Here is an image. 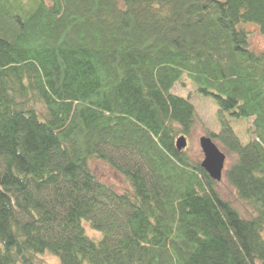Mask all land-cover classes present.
<instances>
[{"label":"trees","instance_id":"obj_1","mask_svg":"<svg viewBox=\"0 0 264 264\" xmlns=\"http://www.w3.org/2000/svg\"><path fill=\"white\" fill-rule=\"evenodd\" d=\"M249 24L264 36V0H0V264H264ZM194 95L232 199L176 148Z\"/></svg>","mask_w":264,"mask_h":264},{"label":"rangeland","instance_id":"obj_2","mask_svg":"<svg viewBox=\"0 0 264 264\" xmlns=\"http://www.w3.org/2000/svg\"><path fill=\"white\" fill-rule=\"evenodd\" d=\"M246 28L250 31V38H249V44L250 47L256 51L264 52V36L258 31V28L254 25H246ZM180 87H175L173 89V92L176 94H180L182 96H186L187 93H182V91L179 90ZM193 102L196 105V109L199 115V120L194 125L193 130L191 131V134L186 137L187 139V146L189 153L192 156H195L196 158H200L202 160V152L199 146V139L202 136H205L207 134V130H213L216 128L215 124V111H216V105L214 102L210 99L205 98H197L195 95L192 97ZM227 155V161L226 166L228 167L231 163L232 159L228 154ZM95 171L98 173L99 177L101 179H104L107 183H115L117 185H122L120 178L116 173L111 171L107 166H94ZM224 178V177H223ZM219 184L220 191H222L223 195L228 198L232 199L231 191L228 186V183L226 180H223ZM44 259L49 264H58L57 260L49 255L44 256Z\"/></svg>","mask_w":264,"mask_h":264},{"label":"water","instance_id":"obj_3","mask_svg":"<svg viewBox=\"0 0 264 264\" xmlns=\"http://www.w3.org/2000/svg\"><path fill=\"white\" fill-rule=\"evenodd\" d=\"M187 139L180 136L176 140V148L184 150L187 147ZM199 146L202 152L201 167L214 181H220L226 164V156L207 136L199 139Z\"/></svg>","mask_w":264,"mask_h":264},{"label":"bare ground","instance_id":"obj_4","mask_svg":"<svg viewBox=\"0 0 264 264\" xmlns=\"http://www.w3.org/2000/svg\"><path fill=\"white\" fill-rule=\"evenodd\" d=\"M224 169H225V168H224ZM223 171H224V170H223ZM222 176H223V173H222ZM221 180H222V178H221ZM221 180H220V181H221ZM220 181H216V182H220Z\"/></svg>","mask_w":264,"mask_h":264}]
</instances>
